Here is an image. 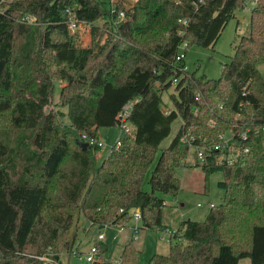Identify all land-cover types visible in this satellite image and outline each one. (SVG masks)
Masks as SVG:
<instances>
[{"label":"trees","instance_id":"1","mask_svg":"<svg viewBox=\"0 0 264 264\" xmlns=\"http://www.w3.org/2000/svg\"><path fill=\"white\" fill-rule=\"evenodd\" d=\"M246 2L253 4L248 34L238 39L220 76L181 71L186 65L174 61L178 47L213 49ZM119 12L123 18L114 25ZM105 17L104 27L96 25ZM72 19L91 26L89 46L68 30ZM260 66L264 0L0 4V264H62L59 254L72 249L70 230L80 217L93 226H122L138 210L140 229L165 228L163 196L178 195L176 172L189 153L180 142L185 130L207 140L230 131L242 151L229 167L214 155L195 164L203 191L211 174L223 173L217 184L223 201L202 222L181 221L168 254H154L146 264H238L244 258L264 264ZM170 88L167 112L162 95ZM130 103V134L96 166L100 148L83 150L80 136L97 138L99 129L118 127ZM178 117L176 135L161 149ZM95 245L91 264H139L130 242L117 262L104 259L106 245Z\"/></svg>","mask_w":264,"mask_h":264},{"label":"rangeland","instance_id":"2","mask_svg":"<svg viewBox=\"0 0 264 264\" xmlns=\"http://www.w3.org/2000/svg\"><path fill=\"white\" fill-rule=\"evenodd\" d=\"M253 4L246 2L242 6L237 7L234 13V18L231 19L223 29L219 39L217 40L213 49H205L196 45H190L185 51L184 61L187 72H195L197 76L204 75L208 79H217L220 76L222 66L229 62L230 57L233 56V47L238 42L241 36L248 34L250 10ZM108 17L97 21L96 25L104 27ZM117 20V19H116ZM114 24V21H111ZM78 36L80 44L87 47L91 44V26L85 25L75 32ZM74 33V34H75ZM97 40V39H96ZM259 70L264 74V66H260ZM59 86L57 85V90ZM173 92L170 88L162 95V98L168 107H164L165 111L172 109L169 101V94ZM182 121L178 117L171 125L169 136L163 140L160 145L161 149L168 147L173 137L176 135ZM102 142L105 148L101 149L96 155L95 165L98 166L100 161L104 159L109 153V148L115 143L119 137H123L119 127L101 128ZM117 136H119L117 138ZM100 153L102 156L100 157ZM159 155V154H158ZM157 155V158H158ZM156 158V160H157ZM155 162L151 166L154 168ZM192 151H189L188 157L183 168L177 170L176 175L180 181V191L178 195L173 198L171 196H163L164 203L167 206L163 210L162 222L174 230L176 225L182 221L190 219L195 222H202L207 215L206 203L210 202L214 207L219 206L223 199L224 190L218 187V182L222 181L223 173L215 172L208 177L207 190H204V175L200 168L194 167ZM143 188L148 190V184L144 181ZM176 202L177 207L174 205ZM199 204L201 207H198ZM179 206V207H178ZM80 217L74 223L70 230V239L73 242L72 249L61 252L59 255L62 264H87L85 261V254L88 253L90 246L96 241L98 234L104 236L102 241L107 246L108 250L104 254V259L107 261H116L118 253L125 243L131 241L133 247L139 251V264H146L148 259L154 254L167 255L170 244L162 242L159 238L161 232L157 228L150 230L139 229L136 239H131V229L120 230L115 225L99 226L95 225L88 227L87 222H83ZM132 221V220H131ZM82 224L88 228V232L82 228ZM134 222L128 225L133 226ZM141 227V222L137 224ZM74 250H79L80 253H75ZM81 257V259H79ZM238 264H250L248 258L241 259Z\"/></svg>","mask_w":264,"mask_h":264},{"label":"built area","instance_id":"3","mask_svg":"<svg viewBox=\"0 0 264 264\" xmlns=\"http://www.w3.org/2000/svg\"><path fill=\"white\" fill-rule=\"evenodd\" d=\"M15 0H0V4L6 3V2H12ZM112 7V3H111ZM113 9V7H112ZM114 11L111 10V13ZM66 12H69V10H66ZM123 18V12H119L117 20L114 21V25L118 24ZM184 25L186 24V21L184 20L182 22ZM89 25L83 22L76 21L75 19H72L70 22L67 24V28L71 33H75L81 28L82 26ZM187 45L186 43H182L178 47L177 54L175 56V63H178L180 61L184 60L185 56V51H186ZM183 72L187 71L186 66L180 69ZM176 84V81L175 83ZM131 109V103L125 105L121 112L118 115V120H119V125L118 127L120 128L121 132L124 135L130 134L131 132V127L127 122V117L129 115ZM169 112V111H167ZM196 112V111H195ZM209 127H211L209 125ZM261 135L264 137V125L261 128ZM122 137H119L115 143L109 148V153L113 148H117L120 146V141ZM242 139H246V136L244 135ZM80 140L82 142H86L88 146H97L101 150L105 148L104 143L99 140L98 138H90L84 134L80 136ZM180 142L183 144H186L188 146V152L192 151L193 155V161H194V167L195 164L202 165L206 162V159L210 155H214L217 160L222 161L226 166H232L238 159L242 149H240V145L236 137L230 133V131H227L225 133H221L218 137L217 140H207V138H201V137H196L192 133H190L189 130L182 131L181 137H180ZM247 150H244L246 152ZM108 153V154H109ZM107 154V155H108ZM165 204V203H164ZM209 207H213L212 205H209ZM131 218L135 222H141L140 219V214L139 211L136 210L132 213ZM121 228V226H118ZM133 230L136 232L137 227H134ZM161 235H160V240L162 242H167V243H174L175 242V237L174 235L177 233V230H171V229H164L161 230ZM104 239V236L102 234L98 235V241L101 242ZM98 254V249L95 244H93L88 253L85 254V261L87 264H91L93 261H95V258ZM42 260H46L41 258ZM81 259V257H79ZM49 261V260H47Z\"/></svg>","mask_w":264,"mask_h":264},{"label":"crops","instance_id":"4","mask_svg":"<svg viewBox=\"0 0 264 264\" xmlns=\"http://www.w3.org/2000/svg\"><path fill=\"white\" fill-rule=\"evenodd\" d=\"M100 131H101V129H99V130L97 131V138H98L99 140L102 141V139H101V138H102V135H101V132H100ZM118 137H119V136H117V138H118ZM102 151H103V150H101V152H102ZM101 156H102V154L100 153V157H101ZM105 157H106V156H105ZM105 157H104V158H105ZM100 162H101V161H100ZM203 192H204V191H203ZM176 202H177V201H174V205H172V206H174V207L176 206V207H177ZM209 205H212V204H211L210 202H207V203H206V206H207V209H208V210H207V214H208V212H209V210H210ZM165 206H167L166 203H165ZM197 206H198V207H201L199 204H197ZM212 206H213V205H212ZM178 207H179V206H178ZM213 207H214V206H213ZM205 217H206V216H205ZM204 219H205V218H204ZM131 220L134 222V224H133V226H130V227H129L128 225L130 224V222H132ZM187 220H190V219H187ZM85 221H86V220H83L84 223H85ZM182 221H185V220H182ZM86 222H87V221H86ZM180 222H181V221H180ZM180 222H179V223H180ZM138 223H139V222H135V221L133 220V218H130V220H127L126 223H124V225L121 226L120 230H123V229H129V228H130L131 231H132V233H131V234H132V235H131V239H132V238H133V239H134V238L136 239V238H137V237H136L137 232H138V230L140 229V226H137ZM162 223H163V222H162ZM179 223L176 225V227H175L174 230H177V228H178V226H179ZM87 225H88V227H92V226H93V225H91L89 222H87ZM134 227H137L136 232L133 230ZM163 227H165L166 229H171V227L168 226L167 224H163ZM82 228L85 229V232H86V233L88 232V228L85 227L84 224H82ZM165 228H163V229L161 228V229H158V230H159V232H160L161 230H164ZM100 234H101V233H100ZM98 235H99V234H98ZM103 240H104V239H103ZM103 240H102V241H103ZM102 241H101V242H102ZM98 242H99V241H98V236H97V239H96V241H95L93 244L98 243ZM102 243H103V242H102ZM128 243H129V242H128ZM130 243H131V241H130ZM93 244H92V245H93ZM125 244H126V243H125ZM125 244H124V245H125ZM90 247H91V246H90ZM122 247H123V246H122ZM122 247H121V249H120V251H119V253H118V256H120V253H121ZM74 251H75V252H74L73 254H75V253H80L79 250H74ZM168 252H169V251H168ZM118 258H119V257H118ZM118 258H117L116 261H112V262H117V261H118Z\"/></svg>","mask_w":264,"mask_h":264},{"label":"water","instance_id":"5","mask_svg":"<svg viewBox=\"0 0 264 264\" xmlns=\"http://www.w3.org/2000/svg\"><path fill=\"white\" fill-rule=\"evenodd\" d=\"M78 144L83 150H86L89 147L86 142L78 141Z\"/></svg>","mask_w":264,"mask_h":264}]
</instances>
